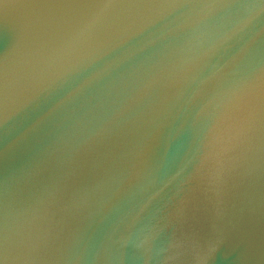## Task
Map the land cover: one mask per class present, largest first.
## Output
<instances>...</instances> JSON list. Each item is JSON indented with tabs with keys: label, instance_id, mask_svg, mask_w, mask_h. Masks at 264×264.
I'll return each mask as SVG.
<instances>
[{
	"label": "water",
	"instance_id": "obj_1",
	"mask_svg": "<svg viewBox=\"0 0 264 264\" xmlns=\"http://www.w3.org/2000/svg\"><path fill=\"white\" fill-rule=\"evenodd\" d=\"M0 264H264V0H0Z\"/></svg>",
	"mask_w": 264,
	"mask_h": 264
}]
</instances>
